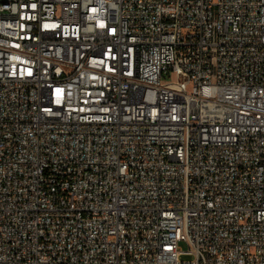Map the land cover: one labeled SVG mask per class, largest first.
Returning a JSON list of instances; mask_svg holds the SVG:
<instances>
[{
  "label": "built area",
  "instance_id": "built-area-1",
  "mask_svg": "<svg viewBox=\"0 0 264 264\" xmlns=\"http://www.w3.org/2000/svg\"><path fill=\"white\" fill-rule=\"evenodd\" d=\"M0 264H264V0H0Z\"/></svg>",
  "mask_w": 264,
  "mask_h": 264
},
{
  "label": "rangeland",
  "instance_id": "rangeland-1",
  "mask_svg": "<svg viewBox=\"0 0 264 264\" xmlns=\"http://www.w3.org/2000/svg\"><path fill=\"white\" fill-rule=\"evenodd\" d=\"M164 80H165V79H164ZM180 246L183 247V248H185V247H186V243H185L184 241H181V242H180Z\"/></svg>",
  "mask_w": 264,
  "mask_h": 264
}]
</instances>
